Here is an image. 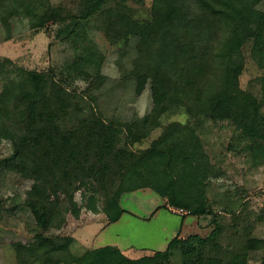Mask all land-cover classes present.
<instances>
[{
    "label": "trees",
    "instance_id": "1",
    "mask_svg": "<svg viewBox=\"0 0 264 264\" xmlns=\"http://www.w3.org/2000/svg\"><path fill=\"white\" fill-rule=\"evenodd\" d=\"M43 1L0 0V23L6 28L15 17L27 20L35 32L46 29L48 23L56 24L55 37L68 41L77 51L59 70L19 69L17 83L30 81L38 85L37 91L13 93L0 102V141L10 145V154L0 167L30 182L23 206L38 232L32 244L22 246L27 257L45 264H173L172 251L178 247L183 264H250V253L262 249L264 240L251 237L247 230L237 250L222 248L218 242L222 226L208 208L204 214L212 216L214 228L207 238L175 237L166 251L139 260H128L111 247L75 256L68 252L75 243L73 238L49 239L43 233L61 230L67 216L82 210L103 213L105 225L117 222L127 212L122 198L140 189L146 167L157 168L153 155L160 154L159 146L172 138L180 156L203 152L200 131L207 122L232 127L254 163H264V11L256 8L258 0L247 6L253 22L250 35L238 27L236 0H195L185 11L168 7L166 15L157 18V30L150 20L113 14L109 10L112 0H81L78 14L65 13ZM103 14L110 16L105 36L112 45L134 41L135 58L127 74L130 80L136 83L134 69L144 58L152 67V76L167 85L164 100L154 110L125 122L103 119L96 91H90L92 84L105 77L104 57L88 43L87 26L90 19ZM81 40L86 43L80 45ZM245 48L262 72L260 99L239 87ZM5 72L8 70L0 64L2 79ZM78 81L85 85L83 90H76ZM177 113L185 114L187 121L162 126L163 116ZM159 128V136L147 149H131ZM173 169L165 168L170 175ZM209 172L206 167L205 173ZM168 192L170 204L175 206L173 192Z\"/></svg>",
    "mask_w": 264,
    "mask_h": 264
},
{
    "label": "rangeland",
    "instance_id": "2",
    "mask_svg": "<svg viewBox=\"0 0 264 264\" xmlns=\"http://www.w3.org/2000/svg\"><path fill=\"white\" fill-rule=\"evenodd\" d=\"M43 2L65 13L78 14L81 0ZM236 2L238 27L243 34L250 35L253 22L247 6L251 0ZM192 5L195 0H112L109 10L116 15L127 13L137 21L150 20L151 27L157 30V18L166 15L168 7L176 6L185 11ZM256 8L264 11V0H258ZM109 17L108 14L98 15L90 19L87 26L88 43L104 57L102 75L105 77L92 84L90 91H96L98 110L103 119L125 122L154 110L164 100L167 85L162 78L152 76V67L144 58L134 69L136 85L130 80L127 74L135 58L134 41L125 46L112 45L105 36V23ZM8 26L0 23V64L8 70L5 79L0 76V102L13 93L34 94L37 91L38 85L30 81L25 85L17 83L19 69L59 70L77 53L68 41L55 37V30L59 28L56 24L48 23L46 29L36 33L29 28L27 20L15 17L10 19ZM82 43L86 40L79 41L80 45ZM242 55L244 70L239 77V87L260 99L262 72L250 59L247 48ZM84 87L82 82L75 84L76 90ZM174 121L185 123L187 116L167 114L162 117L161 124ZM160 132V128L154 130L131 149H147ZM200 136L204 150L192 155L180 156L175 147L176 139H168L159 146L160 154L153 155L157 158V168L146 167L140 177V189L122 198V208L127 212L117 222L105 225L103 213L93 215L82 210L67 216L66 226L61 230L51 229L43 236L73 238L75 243L69 246L68 252L75 256L86 250L111 247L128 260H139L166 251L176 235L180 240L189 236L207 238L214 228L212 216L204 214L208 208L222 226L218 239L222 248L237 250L247 230L251 237L264 240V163H254L245 151L244 143L236 139L237 134L226 123H204ZM9 154L10 145L0 141V162H4ZM206 167L210 171L207 174ZM165 168H174L172 175L167 174ZM29 187L30 182L0 167V264H45L32 261L22 249V246L32 244L38 232L30 212L23 206ZM169 189L177 202L175 206L170 204ZM202 196L204 199L199 202L198 198ZM75 200L80 203L79 194ZM153 207L160 210L156 217L149 216ZM191 243L198 246L197 240ZM262 259L264 247L250 253L249 263L259 264ZM171 262L183 264L178 247L172 251Z\"/></svg>",
    "mask_w": 264,
    "mask_h": 264
},
{
    "label": "crops",
    "instance_id": "3",
    "mask_svg": "<svg viewBox=\"0 0 264 264\" xmlns=\"http://www.w3.org/2000/svg\"><path fill=\"white\" fill-rule=\"evenodd\" d=\"M155 208H156V207H153L154 210L152 211V213H151L149 216H152V217H156V216H158L160 210H156ZM125 214H126V213H125ZM152 217H151V218H152ZM144 219H146V218H144ZM176 236H177V235H176ZM176 236H174L173 238H175Z\"/></svg>",
    "mask_w": 264,
    "mask_h": 264
}]
</instances>
